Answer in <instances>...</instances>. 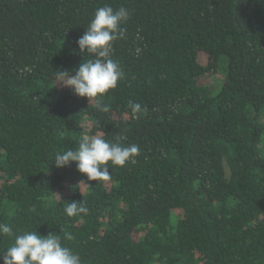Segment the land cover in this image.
<instances>
[{"label":"trees","instance_id":"trees-1","mask_svg":"<svg viewBox=\"0 0 264 264\" xmlns=\"http://www.w3.org/2000/svg\"><path fill=\"white\" fill-rule=\"evenodd\" d=\"M105 4L131 11L106 113L55 79ZM96 134L136 162L99 182L52 162ZM0 223V252L38 231L82 264H264V0H0Z\"/></svg>","mask_w":264,"mask_h":264},{"label":"clouds","instance_id":"clouds-1","mask_svg":"<svg viewBox=\"0 0 264 264\" xmlns=\"http://www.w3.org/2000/svg\"><path fill=\"white\" fill-rule=\"evenodd\" d=\"M131 11L123 6L114 9L105 4L96 9L93 18L85 28L84 34L77 44L84 54V61L71 71L55 72L58 84L71 87L80 97H87L89 102L97 99V109L109 112L110 106L101 104L98 98L103 97L124 78V72L117 60L113 58L114 43L127 38L125 25L129 21ZM140 49H137L139 53ZM87 54L90 58H85ZM24 71L30 72L31 68ZM74 73V74H73ZM57 84V85H58ZM128 107L133 116L142 109L140 103L129 101ZM140 154L137 144L123 146L118 142L106 140L102 135L82 136L78 148L68 149L55 154L52 162L57 168L70 166L76 162L77 170L90 181H108L111 178L109 164L124 167L129 162L135 163ZM84 200L70 201L64 205V213L68 217L88 214ZM13 236V229L6 223H0V237ZM73 237L65 234L66 240ZM3 264H82L81 258L70 247L64 246L58 234L47 236L38 231H25L14 236L13 243L0 252Z\"/></svg>","mask_w":264,"mask_h":264},{"label":"rangeland","instance_id":"rangeland-1","mask_svg":"<svg viewBox=\"0 0 264 264\" xmlns=\"http://www.w3.org/2000/svg\"><path fill=\"white\" fill-rule=\"evenodd\" d=\"M203 59H204V61H206V57L205 56H203Z\"/></svg>","mask_w":264,"mask_h":264}]
</instances>
